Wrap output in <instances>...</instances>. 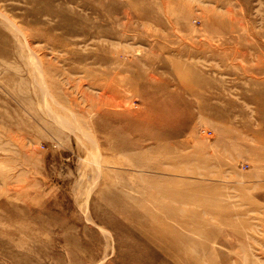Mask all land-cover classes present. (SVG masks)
I'll return each instance as SVG.
<instances>
[{
	"label": "rangeland",
	"instance_id": "rangeland-1",
	"mask_svg": "<svg viewBox=\"0 0 264 264\" xmlns=\"http://www.w3.org/2000/svg\"><path fill=\"white\" fill-rule=\"evenodd\" d=\"M0 264H264V0H0Z\"/></svg>",
	"mask_w": 264,
	"mask_h": 264
},
{
	"label": "bare ground",
	"instance_id": "bare-ground-1",
	"mask_svg": "<svg viewBox=\"0 0 264 264\" xmlns=\"http://www.w3.org/2000/svg\"><path fill=\"white\" fill-rule=\"evenodd\" d=\"M108 94V93H107ZM153 215V214H152ZM156 217V216H155ZM153 221V220H152ZM156 222V221H155ZM168 231V230H167ZM169 232V231H168ZM166 233V232H165Z\"/></svg>",
	"mask_w": 264,
	"mask_h": 264
}]
</instances>
